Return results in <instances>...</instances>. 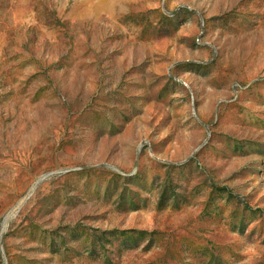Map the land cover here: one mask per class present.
<instances>
[{
  "label": "rangeland",
  "instance_id": "1",
  "mask_svg": "<svg viewBox=\"0 0 264 264\" xmlns=\"http://www.w3.org/2000/svg\"><path fill=\"white\" fill-rule=\"evenodd\" d=\"M0 264H264V0H0Z\"/></svg>",
  "mask_w": 264,
  "mask_h": 264
}]
</instances>
